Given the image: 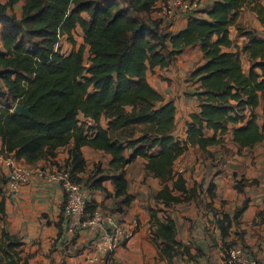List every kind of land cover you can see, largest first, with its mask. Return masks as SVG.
Listing matches in <instances>:
<instances>
[{
  "label": "trees",
  "instance_id": "obj_1",
  "mask_svg": "<svg viewBox=\"0 0 264 264\" xmlns=\"http://www.w3.org/2000/svg\"><path fill=\"white\" fill-rule=\"evenodd\" d=\"M20 1L0 0V79L5 86L0 88V154L33 165L73 143L66 165L76 181L110 195L103 185L106 176L86 180L78 176L86 169L82 147L101 149L112 156L110 166L115 174L110 177L116 185L115 196L122 197L118 207L122 212V205L134 199L128 192L126 166L136 157L145 158L147 172L163 181L155 197L169 208L199 194L197 186L189 188L183 172L174 168L191 145L208 151L209 146L226 144L224 135L231 123L239 124L232 138L239 152L264 140V126L255 112L259 106L264 112V38L237 22L241 9L248 7L264 25L260 0H218L208 12L209 19L191 17L174 34L165 32L160 19L147 23L136 15L151 11L158 0H26L20 16L15 11L8 14ZM233 24L249 39L244 47L251 62L248 74L239 51L222 49L233 45L229 36ZM79 25L85 41L81 45L74 36ZM65 35L73 45L69 54L59 48ZM198 42L206 62L191 77L201 83L194 94L201 101V110L190 114L187 138L181 140L173 134L175 103L165 101L150 84L147 72L157 65L167 66L183 49ZM17 103L28 106L31 115L14 112ZM103 117L106 127L101 125ZM96 170L102 172L100 167ZM6 182L7 177L0 176V221L6 215ZM209 193L214 196L213 184ZM97 207L91 200L88 212ZM247 207L248 201L233 217L224 213L217 220L223 236L230 234L233 221L237 223ZM163 210H152L151 217L159 255L170 260L186 255L194 258L191 245L176 239L174 219L158 217ZM258 216L264 220V210ZM23 253L20 238L0 229V264H28L29 257Z\"/></svg>",
  "mask_w": 264,
  "mask_h": 264
},
{
  "label": "crops",
  "instance_id": "obj_2",
  "mask_svg": "<svg viewBox=\"0 0 264 264\" xmlns=\"http://www.w3.org/2000/svg\"><path fill=\"white\" fill-rule=\"evenodd\" d=\"M6 3L8 0H2ZM26 0H21L9 8L8 14L15 11L21 15L22 6ZM218 0H201V7L190 14H177L169 19L160 18L154 8L148 12L136 15L143 21L150 23L157 18L162 21L165 32L174 34L183 30L189 19H209L208 12ZM264 6V0H260ZM89 19L87 12L83 13ZM237 22L247 30L254 31L259 38H264V25L257 14L248 7H243ZM78 45L85 44L84 32L79 25L74 31ZM229 36L233 42L231 47H223L224 51H239L242 67L249 73L251 62L244 52V47L249 39L240 33L237 25L229 28ZM61 53L69 54L73 45L65 35L59 44ZM3 50L2 23L0 19V51ZM91 55L89 46L86 45L85 56ZM206 62L201 43L183 49L177 54L176 59L167 66L157 65L150 68L147 78L150 84L157 89L165 101H174L176 106V125L173 131L175 137L186 140L187 123L190 114L201 110V101L196 92L200 91L201 83L191 77L192 72ZM0 86L4 82L0 79ZM249 115L250 111L246 110ZM257 116L264 112L259 106L255 110ZM80 118L93 124V121ZM101 125L107 126V119H101ZM239 124L231 123L228 132L224 135L226 144L212 145L208 151L199 146L191 145L175 162L176 171L183 172L187 186H197L199 194L188 202L175 204L166 208L156 200V194L161 189L163 181L145 169L146 159L138 156L126 166L128 192L134 197L129 205L121 206L122 197H116V185L110 177L115 171L110 166L111 154L88 145L82 147L86 159L85 171L78 176L83 180L94 176L104 175L103 185L110 195L97 188H90L91 199L98 207L117 213L119 217L131 222L139 221L136 235L126 245H122L114 252L116 264H224L225 252L229 244L243 243L250 252L257 257L260 264H264V220L258 214L264 210V140L253 147H245L239 152L240 147L233 142V130ZM212 134V130H205ZM73 143L58 149L56 156L45 157L35 164H27L24 159L18 160L21 164L30 166L33 175L29 184L21 191L12 193L4 186V199L6 215L0 221V229L11 235L17 236L22 242L25 255H28V264H103L102 256H98L97 263L90 262L87 258L91 251L90 241L93 237L89 231L71 238L65 231L62 220V207L64 190L57 180H51L40 174L55 171L57 168L67 167L69 150ZM1 148V144H0ZM131 150L127 151L129 156ZM7 156L0 154V176L7 177L10 166L6 161ZM100 167L102 172L97 173ZM253 180H257L253 183ZM85 182V181H84ZM213 184L212 197L209 186ZM248 201V207L239 215L238 222L234 220L228 236H223L217 225V220L224 213L231 217L237 208ZM164 209L158 212V217L164 220L170 216L176 223V239L191 245L194 258L175 256L172 260L159 255V245L154 241L156 227L151 223L152 210ZM160 243V241H159ZM4 264V263H1Z\"/></svg>",
  "mask_w": 264,
  "mask_h": 264
},
{
  "label": "built area",
  "instance_id": "obj_3",
  "mask_svg": "<svg viewBox=\"0 0 264 264\" xmlns=\"http://www.w3.org/2000/svg\"><path fill=\"white\" fill-rule=\"evenodd\" d=\"M201 7V0H158L155 10L160 18L169 19L177 14H190ZM10 166L6 186L12 193H17L29 184L33 175L30 166L21 164L13 156L6 158ZM51 180L60 182L64 190L62 207L63 222L66 233L74 238L84 231L92 233L91 251L88 260L97 263L102 256L103 264H116L114 252L131 240L139 228V221L127 222L103 208L97 207L88 212L91 203L89 188L76 181L69 167L57 168L55 171L40 172ZM224 264H260L256 256L243 243L231 244L225 252Z\"/></svg>",
  "mask_w": 264,
  "mask_h": 264
},
{
  "label": "water",
  "instance_id": "obj_4",
  "mask_svg": "<svg viewBox=\"0 0 264 264\" xmlns=\"http://www.w3.org/2000/svg\"><path fill=\"white\" fill-rule=\"evenodd\" d=\"M13 111L16 112V113H22V114H25V115H31L30 108L28 106H25V105L19 104V103H17L14 106Z\"/></svg>",
  "mask_w": 264,
  "mask_h": 264
},
{
  "label": "rangeland",
  "instance_id": "obj_5",
  "mask_svg": "<svg viewBox=\"0 0 264 264\" xmlns=\"http://www.w3.org/2000/svg\"><path fill=\"white\" fill-rule=\"evenodd\" d=\"M85 63L86 64H88V60H87V58H85ZM0 88H2L1 86H0ZM0 94H1V91H0ZM259 117V119H260V122H262V119H263V115H259L258 116ZM85 182H83V184H84ZM85 185V184H84ZM86 186V185H85ZM111 212V211H110ZM237 242H234V243H231V244H236ZM231 244H229V246L231 245ZM228 248V247H227Z\"/></svg>",
  "mask_w": 264,
  "mask_h": 264
}]
</instances>
